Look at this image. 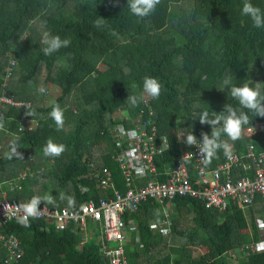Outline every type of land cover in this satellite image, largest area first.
Returning a JSON list of instances; mask_svg holds the SVG:
<instances>
[{
    "label": "trees",
    "instance_id": "obj_1",
    "mask_svg": "<svg viewBox=\"0 0 264 264\" xmlns=\"http://www.w3.org/2000/svg\"><path fill=\"white\" fill-rule=\"evenodd\" d=\"M244 2L161 0L154 13L139 18L130 12L128 0H0V87L9 52L20 64L8 79L10 91L16 99L28 101V110L35 112L34 117L26 115L24 104L4 111L6 130L0 131V143L4 137L10 143L0 147L1 189L21 203L33 196H50L52 203L40 205L61 208L70 205L69 198L79 204L102 195L106 189L97 187V173L108 167L115 186L126 190L116 159L121 145L115 127L124 123L129 128L143 116L144 99L136 107L126 100L129 95H142L145 77L157 78L163 85L160 97H150L149 103L160 132L170 140V148L158 161L161 173H166L165 166H171L184 148L177 142L180 127L186 126L202 140L203 132H212L210 125L199 121L202 111L220 114L227 103L240 107L230 95L232 86L259 84L264 91V28L254 27L251 18L242 15ZM250 2L264 11V0ZM98 18H103L99 28L93 24ZM44 32L69 39L70 46L46 56L40 42ZM21 37L26 38L21 41ZM59 59H64L62 67ZM43 69L48 95L37 91ZM50 95L56 98L43 103ZM56 104L65 117L59 131L49 115ZM248 115V125L264 122V117ZM31 119L34 125L19 131ZM221 138L242 155L251 141L258 151L264 150V131L253 136L244 132L235 142L226 135ZM13 139H18L24 159L6 158ZM49 139L67 150L59 157H45L43 148ZM224 156L220 150L211 164ZM248 174L252 172L244 168L236 171V176ZM255 202L262 200L257 197ZM174 204L170 235L178 236L181 245H171L168 252L157 247L164 235L155 232L151 223L163 222L164 204L145 201L130 214L139 224L140 240L133 238L135 245L127 246L128 264H264V252L249 256L233 252L239 247L247 250L259 237L256 216L261 207L246 214L233 202L227 208L207 207L204 200L192 196L176 197ZM183 213L192 215V223L183 224ZM0 232L15 233L21 240L23 257L11 264H111L95 237L81 242L83 231L74 222L59 228L31 219L29 227H22L10 220L0 224ZM202 246L207 250L194 255L193 247ZM147 254L148 263L143 262ZM6 255L0 242V264H7Z\"/></svg>",
    "mask_w": 264,
    "mask_h": 264
},
{
    "label": "built area",
    "instance_id": "obj_2",
    "mask_svg": "<svg viewBox=\"0 0 264 264\" xmlns=\"http://www.w3.org/2000/svg\"><path fill=\"white\" fill-rule=\"evenodd\" d=\"M16 65V59L11 58L6 68V76L0 89V116H4V109L7 107L29 105L28 101L16 99L8 91V79ZM149 100L150 97L144 98L146 107L141 109L143 116L136 120L134 126L127 128L122 123L115 127L121 145L117 160L128 186L126 190L122 191L115 186L112 171L104 167L97 176L98 186L106 190L98 198L92 197L87 202L61 208L44 203L40 205L39 217L29 219H42L59 228L74 222L83 231L81 242L95 237L100 241L101 249L111 264H128L127 246L135 245L132 235L140 240L139 224L130 214L137 211L145 201L156 200L164 204L165 219L163 222H154L152 227L155 225L153 228L165 236L172 232L171 214L176 207L174 200L179 196L200 198L206 202L207 207L227 208L233 202L248 209L254 207L258 210L260 206L264 209V150L258 151L252 141L248 143L243 155L232 150L230 157L224 156L216 165L207 166L202 162L199 149L189 146L175 158L173 166L166 171V178L162 179L158 157L169 148L170 140L167 134L160 132L156 112ZM23 128L24 126H20V130ZM261 131H264V122L247 125L244 132L246 136H253ZM191 133L194 134L193 131ZM197 138L200 139L198 136ZM191 168L194 169L195 176L191 174ZM240 168L249 170L252 175L236 176V171ZM1 188L0 180V224H3L16 220L13 213L17 205L26 202L10 199ZM257 197L261 198L262 203L255 202ZM6 205L9 206L7 213ZM15 214L23 215V212ZM90 220L98 223L95 231L88 229ZM256 225L259 232L257 240L247 250L246 247H239L233 251L235 256L264 252V249L257 250L258 246H264V215L256 216ZM0 242L7 250V264L18 262L23 257L24 249L15 233L0 232Z\"/></svg>",
    "mask_w": 264,
    "mask_h": 264
},
{
    "label": "clouds",
    "instance_id": "obj_3",
    "mask_svg": "<svg viewBox=\"0 0 264 264\" xmlns=\"http://www.w3.org/2000/svg\"><path fill=\"white\" fill-rule=\"evenodd\" d=\"M161 3V0H128L127 6L130 12L139 17L144 18L150 16L155 12L157 5ZM242 15L248 16L253 22V26L256 28H264V11L260 7L255 6L250 0H245L242 7ZM94 26L99 28L103 26V18H98L93 22ZM26 37H21L23 41ZM45 47L42 51L46 56H50L55 52H58L61 48H67L70 46L71 41L69 39H62L59 35H52L49 32H44L40 41ZM9 61L11 58H15L13 54L7 52ZM17 65H18V60ZM9 64V62H8ZM5 66V71L8 66ZM16 70V68H15ZM13 70V72H15ZM6 76V75H5ZM4 76V79H5ZM4 81V80H3ZM3 83V82H2ZM1 83V84H2ZM228 81H225L227 84ZM133 87H137L135 84ZM163 85L154 77H145L143 80V91L141 96L129 95L127 102L130 106H138L145 97H151L152 99H158L161 95ZM1 89V87H0ZM220 90V89H219ZM8 91L15 96V93L10 91V85ZM40 94H47V89L40 87L37 90ZM231 97L239 104V108L233 107L231 104H226L224 110L220 111V114L209 113L208 111H202L199 115V121L201 124H208L212 128L211 135L207 132L202 133V140L198 139L193 133L186 135V139L183 142L188 146H196L199 149V153L202 158V162L205 166L209 165L213 158L217 156L220 150H223L225 156L230 157L232 154V145L226 140H223L222 135H226L229 140L235 142L243 138L244 126L250 123L248 112H252L255 116L264 117V91L261 90L259 84L256 87H251L248 84L240 86H232L230 89ZM8 108V107H7ZM143 108V107H142ZM141 108V109H142ZM6 109V108H5ZM4 109V111H5ZM30 106H27L26 115L34 117V110H28ZM245 109L247 111H245ZM51 119L55 122L57 131L62 130L65 124L64 110L59 104L53 106L50 112ZM5 119L4 116H0V131H5ZM18 139H13L9 146V151L5 153L7 159H24L22 152L18 151L20 148ZM67 150V146L59 144L49 139L43 148V154L45 157H59ZM52 203L50 196L40 197L33 196L30 201L19 204L16 207L15 219L22 227L30 226V217L38 218L40 215L41 202ZM69 204H73L74 201L69 198ZM161 203V202H160ZM6 213L9 211V206L6 205ZM23 212V215H16L15 213ZM166 215V213L164 212ZM156 215H160V210H156ZM165 219V218H164ZM163 219V220H164ZM154 222H160L153 220ZM172 222V219H171ZM155 227V225H153ZM152 227V228H153ZM157 233H160L157 229L153 228ZM172 233V232H171ZM161 234V233H160ZM163 235V234H162ZM134 238V234L132 235ZM165 236V235H164ZM169 236V235H167ZM264 249V246H258L257 250ZM255 254V253H254Z\"/></svg>",
    "mask_w": 264,
    "mask_h": 264
},
{
    "label": "rangeland",
    "instance_id": "obj_4",
    "mask_svg": "<svg viewBox=\"0 0 264 264\" xmlns=\"http://www.w3.org/2000/svg\"><path fill=\"white\" fill-rule=\"evenodd\" d=\"M58 63H59V66L60 67H62L63 66V64H64V59H59L58 60ZM18 65L20 66V64L18 63ZM18 65H16V70L18 69ZM15 70V71H16ZM45 78H46V70L45 69H43L42 70V72H41V75H40V78H39V85H40V87H44V88H47V83H46V81H45ZM39 87V88H40ZM36 93V92H35ZM49 93H48V91H47V94L46 95H48ZM36 95H38V93H36ZM56 98V95H50V97L49 96H46L43 100H42V102L44 103L45 102V104H50L54 99ZM185 129V128H184ZM7 142H8V140H7ZM8 145V144H7ZM96 167H98L99 165H96V164H94ZM40 187V185L37 187V188H39ZM101 190L102 191H104V188H101ZM248 209V208H247ZM182 218V222H183V224H189V223H192V215L191 214H189V213H183V216L181 217ZM98 228V223L97 222H94V221H89V226H88V229H89V231H95L96 229ZM133 245V244H132ZM131 245V246H132ZM173 246V245H181V242H180V238H178V236H176V235H173V236H171V235H169V236H163V239H162V241L160 242V244L157 246L159 249H161V248H163L164 249V251H170V246ZM130 246V248H132ZM207 250V248L205 247V246H202V248H197V247H193V251H194V255H198V254H202V253H204L205 251ZM152 252V251H151ZM151 252L149 253V254H151ZM149 254H147V255H144L143 257H144V260H143V262H146V263H148V261L150 260V258H149ZM234 259H236V258H234ZM145 264V263H144Z\"/></svg>",
    "mask_w": 264,
    "mask_h": 264
},
{
    "label": "crops",
    "instance_id": "obj_5",
    "mask_svg": "<svg viewBox=\"0 0 264 264\" xmlns=\"http://www.w3.org/2000/svg\"><path fill=\"white\" fill-rule=\"evenodd\" d=\"M122 112H123L126 116H129V114H128L127 111L122 110ZM34 123H35V121H34L33 119H31V122H30L29 124H27V121H25L24 123H22V124L20 125V126H24V128H23L22 130H20V126H19V131H21V132L26 131L30 126L34 125ZM185 127H186V126H182V127H180V129H179V135H178V140H177V142L181 145V147H184V148L182 149V152H184L186 149L189 148V146L186 145V144L183 142V140L186 139V135L189 134V133H191V131H192V130H190V131L185 130V129H184ZM7 140H8V142H7ZM9 143H10L9 138H8V137H4L3 140H2V142L0 143V147H6V148H7L8 145H9ZM7 144H8V145H7ZM169 148H170V146H169ZM169 148H167V150H168ZM165 151H166V150H165ZM165 151H164V153H165ZM30 153H31V152H30ZM164 153L161 154V155L158 157V161L161 159V156L164 155ZM116 159H117V156H116ZM117 162H118V160H117ZM174 163H175V159H173V163H172V165H171V166H165L166 168H165L164 170H166V169L168 170V168L172 167ZM218 163H219V162H218ZM210 164H211V163H210ZM212 165H214V164H212ZM215 165H216V164H215ZM95 167H96V166H95ZM167 170H166V171H167ZM159 171H160V169H159ZM160 172H161V171H160ZM161 174H162V173H161ZM166 174H167V173H163L162 175L166 177ZM191 174H192L193 176H195V171H194L193 168H191ZM97 187H98V188H101V187L98 186V184H97ZM75 204H78V203H75ZM79 204H81V203H79ZM71 205H73V204H71ZM260 207H261L260 215H264V209L262 208V206H260ZM243 209H244V211H245L246 214H249V212H250L249 209H247L246 207H243Z\"/></svg>",
    "mask_w": 264,
    "mask_h": 264
},
{
    "label": "bare ground",
    "instance_id": "obj_6",
    "mask_svg": "<svg viewBox=\"0 0 264 264\" xmlns=\"http://www.w3.org/2000/svg\"><path fill=\"white\" fill-rule=\"evenodd\" d=\"M246 256V255H245Z\"/></svg>",
    "mask_w": 264,
    "mask_h": 264
}]
</instances>
